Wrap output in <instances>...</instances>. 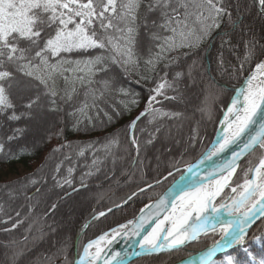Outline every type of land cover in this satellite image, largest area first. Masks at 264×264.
Wrapping results in <instances>:
<instances>
[{
    "label": "snow or ice",
    "instance_id": "snow-or-ice-1",
    "mask_svg": "<svg viewBox=\"0 0 264 264\" xmlns=\"http://www.w3.org/2000/svg\"><path fill=\"white\" fill-rule=\"evenodd\" d=\"M216 40L214 71L247 74L214 119L225 86L205 56ZM133 83L148 85L147 98L122 130L76 145L66 139L69 128L89 133L131 115L141 103ZM208 123H218L221 135L192 164L186 157L203 144ZM30 129L33 149L54 137L61 143L36 171L0 184V232L25 226L22 239L5 245L10 264H125L130 255L161 253L171 261L208 239L179 264H264L247 246L264 243L254 235L264 233V0H0V161L27 153L12 142ZM86 154L80 187L98 173L135 184L116 207L140 194L151 200L150 190L186 167L133 218L78 244L54 214L79 191L73 156ZM41 203L47 207L37 215ZM121 240L138 251H115ZM42 242L47 248L31 257Z\"/></svg>",
    "mask_w": 264,
    "mask_h": 264
},
{
    "label": "trees",
    "instance_id": "trees-1",
    "mask_svg": "<svg viewBox=\"0 0 264 264\" xmlns=\"http://www.w3.org/2000/svg\"><path fill=\"white\" fill-rule=\"evenodd\" d=\"M236 38H234L235 42ZM220 48V41L216 40L212 44V48L210 52L205 56V64L206 66L210 63L212 76L215 77V80L220 84L225 86V91L221 94L220 100L217 103V111L214 114V119L216 117L222 118V112L219 110L221 105H226L229 102L230 96L235 94V89L243 85V81L245 75L247 74V68L244 75L239 77H231L227 73L221 74L217 71H214L217 67L216 65V57L217 52ZM242 52V49L239 50ZM239 54V52L237 53ZM226 59L231 61L232 63H236V54H233L229 51H225L224 53ZM136 92L140 93L141 103L140 106L135 108L131 115H125L117 120H115L111 125L107 126V128H97L89 133L83 132H74L70 128L66 130L65 136L68 141H71L73 145L80 143H88L93 142L101 137H106L110 133H115L118 130H122L125 125L129 123L131 119H133L136 115L139 114L140 111L143 110L144 100L147 98V88L146 84H135L131 85ZM166 104L168 102H165ZM218 123H208L207 125V133L206 139H204L203 144L198 146L196 151L186 157V160L190 163H194L199 157L200 154L206 151V148L210 146L211 141L214 140L216 132L218 130ZM35 138L34 132L30 129L23 138L13 141L12 147L13 149H18L24 146H27V153L19 160H12L11 162L0 161V184H3L6 181L15 180L19 177L26 176L28 174L33 173L37 170L38 166L44 162L45 156L48 155L49 150L61 143L59 139L55 137L52 138L50 144H39L36 148H32V141ZM75 160V172L73 174V187H80V177L81 175L88 171L87 165L91 163V156L86 154V157H77L73 156ZM245 158L241 162V166L245 164ZM67 165L68 162H65ZM23 166L26 170L25 174L22 176H18L16 178H10L13 176L18 167ZM186 165H181V171H174V176L169 177L167 181H164L161 185L157 186L155 191H149V194L152 199H148V196L145 194H140L139 197L134 198L132 201H129L127 204H123L121 207H116V204L121 202V198L125 197L127 193L131 190H134V183H121L116 184L109 180L104 179L103 173H98L86 179V187H82L79 191L73 192L70 197L66 200L60 201L59 206L54 214V219L58 222H61L64 226V230L69 232L78 244L81 242H86L90 238H95L102 231L109 229L110 227L116 226L118 223H122L134 217L135 214L138 213L139 209L142 208L146 203H150L157 199L162 193L168 189L174 181L182 174L183 168ZM240 172V169H237V173ZM151 177V173L149 174ZM235 179V177H233ZM123 180V178H122ZM49 183H51L49 181ZM67 191L71 192V188H66ZM61 190L57 189L56 192H60ZM228 191L227 189L225 190ZM31 192V189L29 190ZM58 197L55 193L50 194V200H56ZM23 202V198L17 203ZM46 205L41 203L36 209L35 213L37 215L42 214L46 210ZM109 207L112 208L111 212H108L106 216L99 217L98 219L92 220L93 213H99V211H106ZM24 211H27V207H25ZM49 218V222L51 219ZM90 222V226L80 232L78 236L77 233L81 229V226ZM24 227L21 226L17 230H15L12 234H7L0 232V264H10V260L6 256L9 249L5 248V245L8 244L12 239L20 240L22 239V235L24 233ZM256 236H264V233L260 231H256L254 233ZM218 238V237H217ZM212 240L208 239L200 244L195 245L194 247H190L186 252L175 253L173 254L171 261L169 260V255L167 253L159 254L158 256H147L139 258L129 264H176L179 263L181 259H187L188 255H196L202 248H204L207 244H211ZM47 242H42L37 244L32 248V251L29 255L33 258L38 256L41 252H43L47 248ZM248 248L250 251L258 256H264V243L261 246H258L256 241L250 240L248 243ZM31 247V245H30ZM242 255V254H241Z\"/></svg>",
    "mask_w": 264,
    "mask_h": 264
},
{
    "label": "water",
    "instance_id": "water-1",
    "mask_svg": "<svg viewBox=\"0 0 264 264\" xmlns=\"http://www.w3.org/2000/svg\"><path fill=\"white\" fill-rule=\"evenodd\" d=\"M217 134H218V130H217V132H216V135H215V138L214 139H216L217 138ZM228 157L227 156H225V157H222V159H227ZM198 160H199V158L194 162V163H192V164H195V163H197L198 162ZM244 159H241V161L239 162L240 164H241V162L243 161ZM203 167H210V165H208V164H206V165H204ZM185 168V167H184ZM184 168H183V170H184ZM180 177H181V175L176 179V182H178L179 180H180ZM172 186V185H171ZM170 186V187H171ZM82 187H79L78 189H81ZM168 189H166V191H167ZM166 191L164 192V193H162L160 196H162V195H164L165 193H166ZM73 193V192H72ZM159 196V197H160ZM158 197V198H159ZM153 202V201H152ZM151 203V202H150ZM134 243V242H133ZM114 249H115V251H118V252H120L121 254H123L124 252H128V253H134L135 251H138V249H136V248H134V247H132V246H130V244L127 242V241H125V240H121V241H119L118 243H115L113 246H112ZM161 254H163V253H161ZM143 257V256H142ZM142 257H137V256H135V255H130V257L128 258V259H126V262H125V264H129V263H131V262H133V261H135V260H137V259H139V258H142ZM186 260V259H185ZM176 264H179V263H176Z\"/></svg>",
    "mask_w": 264,
    "mask_h": 264
},
{
    "label": "rangeland",
    "instance_id": "rangeland-1",
    "mask_svg": "<svg viewBox=\"0 0 264 264\" xmlns=\"http://www.w3.org/2000/svg\"><path fill=\"white\" fill-rule=\"evenodd\" d=\"M26 170L27 169H25L23 166H19L17 171H16V173L13 176H11L10 178H16V177H18L20 175L22 176L23 174H25ZM256 243H257L258 246L262 245V243H260V242L256 241ZM259 257H264V256H258V258Z\"/></svg>",
    "mask_w": 264,
    "mask_h": 264
},
{
    "label": "bare ground",
    "instance_id": "bare-ground-1",
    "mask_svg": "<svg viewBox=\"0 0 264 264\" xmlns=\"http://www.w3.org/2000/svg\"><path fill=\"white\" fill-rule=\"evenodd\" d=\"M220 126L218 127V134H217V137L221 135V132L219 130Z\"/></svg>",
    "mask_w": 264,
    "mask_h": 264
}]
</instances>
